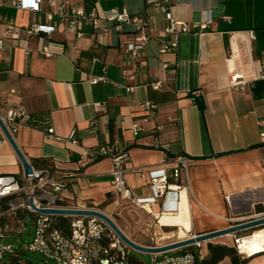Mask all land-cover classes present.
<instances>
[{
  "label": "crops",
  "instance_id": "crops-1",
  "mask_svg": "<svg viewBox=\"0 0 264 264\" xmlns=\"http://www.w3.org/2000/svg\"><path fill=\"white\" fill-rule=\"evenodd\" d=\"M0 1L6 3L0 6V37L10 26L54 27L50 35L25 41L7 35L0 49V116L21 107L32 117L47 118L53 129V136L47 137L44 128L21 123L13 132L7 125L33 169L49 168L67 183L54 199H41L43 205L97 209L143 246L168 244L264 214L256 211L257 205L264 207V0H167L176 20L206 25L201 32L197 28L178 34L165 32V16L145 0H66L63 17L55 14L50 20L47 13L55 10L50 0H41L37 11ZM23 2L30 5V0ZM75 8L153 16L140 62L132 64L120 51L121 42L132 38V27L125 26L121 33L111 29L100 41L92 22L80 19L77 37L67 26ZM164 42H176L175 50L162 53ZM43 46H48L49 56L41 54ZM102 74L106 82H89ZM231 75H238L240 86L231 84ZM258 80L259 97L253 89ZM144 101L157 108L145 110ZM90 121L96 134L88 133ZM113 142L129 155L126 181L137 198L152 195L148 171L165 168L171 175L179 156L191 160L187 175L171 178L180 187L148 211L133 203L120 205L110 183L111 159H80L84 149ZM5 174L21 178L24 172L0 129V175ZM182 199L189 218L184 235L178 226H163L173 227L167 233L152 227L149 217L158 220L163 213H177ZM208 243L232 245L233 240L224 235L197 249L190 246L203 258ZM186 247L160 254H176ZM6 256L8 263L11 257ZM216 264L231 262L226 257Z\"/></svg>",
  "mask_w": 264,
  "mask_h": 264
},
{
  "label": "built area",
  "instance_id": "built-area-1",
  "mask_svg": "<svg viewBox=\"0 0 264 264\" xmlns=\"http://www.w3.org/2000/svg\"><path fill=\"white\" fill-rule=\"evenodd\" d=\"M55 3V10L47 13V18L52 19L57 14L63 17V7L66 0H50ZM148 4L153 5L157 12L162 13L167 20V33H189L197 29L201 32L205 28V24L187 25L182 21L176 20L169 10L167 0H145ZM41 0H30V5L24 4L23 0H10L9 5L20 8L37 11L40 9ZM6 3L0 1V6ZM229 16H223L228 20ZM90 20L93 25V31L100 41L110 32L111 29L117 33H121L125 26L133 29L132 38L121 42L120 51L127 61L134 65L142 59L144 50L151 37L152 28L150 24L154 21L153 16L131 15L125 9L119 11L117 9H105L102 11L84 12L81 9H73L68 20V28L76 33L77 37L81 33L77 29L78 20ZM107 22L112 26H108ZM196 31V30H195ZM54 32V27L50 24L31 23L25 27H8L4 35L0 37V49L7 35L16 40H27L31 36L50 35ZM176 48V42H164L161 46V52H173ZM42 55L49 56L51 53L48 46L40 49ZM238 75H231L230 81L234 86H240L241 82L237 81ZM264 79V75H262ZM98 81L106 82L104 74L91 77L90 83ZM157 87L158 83H154ZM132 87H128L130 91ZM100 104H96L99 106ZM141 106L148 111H154L157 105L150 101H144ZM4 124L9 126L10 130L15 132L21 123H25L30 127L44 128L47 137L53 136V129L48 119L32 117L25 109L15 107L8 109L4 116H0ZM7 126V127H8ZM134 134H137L138 127L133 126ZM97 127L93 121L89 122L88 133L96 134ZM264 138V135H262ZM72 143L76 144L77 140L71 138ZM101 157H109L112 162L110 172V183L113 191L122 202L133 203L143 210L148 211L146 206L157 203L161 198L169 192H175L180 185L171 183L170 179L177 180L181 175L186 176L188 172L189 157L179 156L174 162L175 166L171 175H167L165 168L148 171L149 187L152 195L148 198H137L132 188L127 184L126 173L128 172L127 163L129 155L126 150L120 149L117 143L98 144L91 148L84 149L81 154V161L87 163ZM262 159H264V150H262ZM138 175H142L141 170L135 171ZM67 188V183L63 176H54L49 168L36 170L27 176L21 178L14 174L0 175V200L9 198L19 193H25L28 202L30 199L38 207H51L43 205L41 199H54L56 194ZM27 208L33 213L31 224V240L25 245V249L36 252L46 259L56 264H131L126 260V245L112 232L108 226L100 219L95 217L71 216L70 231L68 233L54 227L52 225L51 215H42L33 210L29 204ZM21 231L18 230L17 233ZM233 246L239 254L246 255L241 252L240 240L236 233L230 234ZM7 226L0 222V264L1 259L17 254L12 243L7 242ZM109 241L106 245L105 242ZM158 246V245H154ZM195 246L199 247L200 244ZM115 250L112 252L111 250ZM200 256L194 251L186 250L176 254H152L147 264H195Z\"/></svg>",
  "mask_w": 264,
  "mask_h": 264
},
{
  "label": "water",
  "instance_id": "water-1",
  "mask_svg": "<svg viewBox=\"0 0 264 264\" xmlns=\"http://www.w3.org/2000/svg\"><path fill=\"white\" fill-rule=\"evenodd\" d=\"M0 129L6 139L9 141L10 145L12 146L14 152L16 153L20 163L23 167L24 175L27 176L28 174L32 173L33 167L30 163L25 159L24 155L21 153L20 149L14 142V139L9 132L7 126L4 124L0 117ZM29 206L42 215H63V216H83V217H95L102 220L108 228L115 233V235L127 246L131 247L135 250L151 253V254H160L167 251L183 248L190 245L201 244L206 241H210L211 239L221 237L224 235H230L233 233L243 232L248 229H253L258 226H264V214L256 215L246 220L238 221L233 225H230L226 228L209 231L201 234H195L191 237L180 239L168 244L158 245V246H143L140 244L135 243L130 238H128L123 231L117 226L115 221L107 214L93 208H74V207H58V206H51V207H38L32 201L29 200Z\"/></svg>",
  "mask_w": 264,
  "mask_h": 264
},
{
  "label": "rangeland",
  "instance_id": "rangeland-1",
  "mask_svg": "<svg viewBox=\"0 0 264 264\" xmlns=\"http://www.w3.org/2000/svg\"><path fill=\"white\" fill-rule=\"evenodd\" d=\"M119 199V197H118ZM120 205L130 206L131 203L122 202L119 199ZM29 204L28 198L25 193H19L18 195L9 197L5 200H0V222L7 226V242L13 244L16 252L19 255V260L21 264H56L39 253L31 252L25 249V245L31 240V217H33V213L29 211L27 205ZM4 206H7V209H3ZM143 210H141L142 212ZM24 218V223H23ZM113 218V217H112ZM149 223L152 224V227L158 228L160 231L165 233L170 232L169 230H173V227H163L158 223V220L155 218L149 217ZM23 230L22 233L17 234L18 230ZM260 229H264V226H258L253 229H248L243 231L242 237L250 236L256 232H259ZM168 230V231H167ZM226 245H230L226 244ZM197 249L198 247L195 246ZM128 255L134 258H138L143 264H147L150 261L151 253L141 252L135 250L131 247H127ZM169 251H167L168 253ZM238 253V252H237ZM239 254V253H238ZM241 255V254H240ZM242 258H247L245 255H241ZM8 258L4 256L1 259V262L7 263ZM12 259H9L7 264H11ZM245 264H264V252L256 253L248 258Z\"/></svg>",
  "mask_w": 264,
  "mask_h": 264
},
{
  "label": "trees",
  "instance_id": "trees-1",
  "mask_svg": "<svg viewBox=\"0 0 264 264\" xmlns=\"http://www.w3.org/2000/svg\"><path fill=\"white\" fill-rule=\"evenodd\" d=\"M261 86V81H255L254 83V94L259 97L261 96L258 92V87ZM4 198L2 200H5ZM60 204V203H57ZM7 206H4L3 209H7ZM257 212L264 211V207L257 205L256 206ZM52 218V225L65 233L70 231V221L72 220L71 216H63V215H51ZM106 245L109 244V241L105 242ZM192 246H188L185 249H182L180 252H184L186 250L192 251ZM208 254L203 258H198L195 264H216L223 260L224 258L228 257L230 259L231 264H245L249 257L242 258L240 254L237 253L236 248L233 245H226V244H219V243H208L207 244ZM115 252V250H111ZM12 259L11 264H21L19 260L18 253L15 256H10ZM126 260L131 264H140L136 258L129 256L126 253ZM5 264V263H4Z\"/></svg>",
  "mask_w": 264,
  "mask_h": 264
},
{
  "label": "bare ground",
  "instance_id": "bare-ground-1",
  "mask_svg": "<svg viewBox=\"0 0 264 264\" xmlns=\"http://www.w3.org/2000/svg\"><path fill=\"white\" fill-rule=\"evenodd\" d=\"M146 208L149 210L148 206H146ZM186 209L185 201L182 199L179 211L177 213H163L162 215H159L158 223L162 226H178L179 234L184 235V229L189 228V218ZM239 242L241 252L249 255V257L264 251V229H260L259 232L242 238Z\"/></svg>",
  "mask_w": 264,
  "mask_h": 264
}]
</instances>
